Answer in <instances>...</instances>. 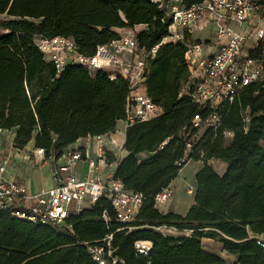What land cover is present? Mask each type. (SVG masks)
I'll return each mask as SVG.
<instances>
[{
  "label": "trees",
  "instance_id": "obj_1",
  "mask_svg": "<svg viewBox=\"0 0 264 264\" xmlns=\"http://www.w3.org/2000/svg\"><path fill=\"white\" fill-rule=\"evenodd\" d=\"M203 0H182L186 5ZM0 129H14L13 147L33 140L45 155H60L79 138L113 132L125 119L131 89L125 78L102 70L92 74L79 64L60 72L37 47L35 39H72L78 54L92 56L97 46L116 39L115 29H132L139 50L149 52L144 90L161 109L159 115L127 124L117 159L104 151L106 163L116 162L113 178L145 199L134 219L116 220L110 201L101 196L71 214L55 228L18 219L0 211V264H97L87 245L107 250L110 237L116 264H264V83L242 86L231 103H222L219 129L203 132L193 144L190 158L202 161L195 174L193 202L184 215L162 212L154 196L177 176L184 155L187 128L194 114L206 115L189 97L180 94L190 76L185 58L187 44L197 42L186 33L172 42L170 21L150 0H0ZM246 111L249 122L243 121ZM231 130L224 143L222 130ZM35 134V135H34ZM147 153L139 159L138 154ZM226 163L222 174L209 160ZM173 227L188 235L169 237L157 230ZM221 243L235 260L228 263L204 250L201 238ZM148 241L146 255L135 242ZM264 242V241H262Z\"/></svg>",
  "mask_w": 264,
  "mask_h": 264
},
{
  "label": "built area",
  "instance_id": "obj_2",
  "mask_svg": "<svg viewBox=\"0 0 264 264\" xmlns=\"http://www.w3.org/2000/svg\"><path fill=\"white\" fill-rule=\"evenodd\" d=\"M150 1L157 3L163 9L164 17L170 21L167 32L172 42L182 41L186 33L192 36V32L208 25H212L214 31L212 44L200 41H188L187 44L185 58L190 76L180 94L189 97L198 108L207 109L208 113L194 114L188 127L181 130L185 151L177 164L182 166L192 160L190 152L200 135L207 130L214 133L219 129L223 115L218 112V107L222 103H231L242 86L255 81L264 83V0H203L191 5H186L182 0ZM120 31L116 39L97 46L92 56L78 54L72 39L65 37L40 38L36 45L43 54L47 53L48 56H44L54 63L57 72L70 64L82 65L90 74L107 66L112 68L106 71L110 78L116 75L125 78L131 89L123 120L127 126L135 121L153 118L161 112L145 90L135 91L137 86H144L147 61L154 55L157 46L149 52L139 50L133 29H127L124 34ZM56 41L63 54L50 51ZM206 45L207 51L204 48ZM127 51H137L142 53V57L137 61H126L123 54ZM242 115L247 124L249 117L246 111ZM221 133L225 140L233 135L228 129ZM107 136L87 137V142L93 141L95 144V158L86 152L87 147L81 146L67 148L60 155L47 156L43 148H34L33 153L39 156L41 163L53 162V185L34 194L25 193L16 180L5 177V167L0 161V211L32 223L60 228L69 215L77 214L103 196L110 201L117 221H132L145 197L141 192L125 189L119 180L113 178V171L101 173L97 160L105 161ZM115 157L119 159V153ZM80 161L87 163L83 176L75 171ZM193 189L188 186L187 192L191 193ZM168 196V187L161 189L153 198L155 206L158 208L165 204ZM109 241V236L103 239L107 245L106 251L101 246H86L87 253L97 264L117 263L118 258L112 255ZM258 244L264 247V242L258 241ZM134 245L136 251L143 255L151 247L148 241H137Z\"/></svg>",
  "mask_w": 264,
  "mask_h": 264
},
{
  "label": "crops",
  "instance_id": "obj_3",
  "mask_svg": "<svg viewBox=\"0 0 264 264\" xmlns=\"http://www.w3.org/2000/svg\"><path fill=\"white\" fill-rule=\"evenodd\" d=\"M136 32L142 31L145 29V25H137L132 28ZM120 31V28H118V31ZM111 68H107L104 71H110ZM144 90V86H142L141 91ZM125 124L123 120H119L116 123L115 129L113 132H110L108 134V138L106 141L105 149L106 151L112 152L114 155L119 153L120 158L126 155V151L122 148L123 142H124V134H125ZM6 136V141L9 142L10 148H7L6 145L4 146L1 142V136ZM88 137V136H87ZM79 138L74 143L70 144L68 146V149L76 148V147H87L86 152L89 154L90 157L95 158V144L93 141L87 142L88 138ZM13 141V135H9L8 130H1L0 131V149H1V157L0 161L4 164L5 171L4 176L7 178H13L16 180L18 185L22 188V190L27 194H34L40 190L50 188L53 185V180L51 177V167L53 162L46 161L44 163L40 162L39 156H36L33 153V157L37 159V163L34 165H30L29 161L31 160L30 153L33 152V140L26 144L22 149H18L12 146ZM12 152L19 158V163L17 166L12 167L10 170L8 168L10 164V156L9 153ZM149 154L147 153H140L138 154V158L142 159L147 157ZM212 162H215L217 165L220 166V171L214 170L222 174L225 170L226 163L218 160V159H211L209 160V164L212 165ZM97 164L101 170L102 174H105L107 171L111 170L113 171L116 165V162L112 163H106L102 159L97 160ZM203 166L202 161H194L190 160L189 162L182 165V167L179 169L177 176L168 184V190H169V196L168 200L165 203V209L168 208L169 211L184 215L189 206L192 204L193 199V192H191L189 195L191 196L192 202L190 205H187L184 208V199L177 198L175 201V195L176 192L179 190L180 187H183L184 183L188 186H191L192 188H195V174L199 171V169ZM46 168V178L41 173V168ZM76 174L79 176H83L87 171V163L86 161H80L78 162V165L76 167ZM187 189V188H186ZM187 193V190H186ZM255 237L259 238L260 240L264 241V235H256ZM224 251V250H223ZM226 252V251H224ZM212 253V252H211ZM227 253V252H226ZM231 257V262L235 260V257L229 253H227ZM223 258L222 256H220ZM224 259V258H223Z\"/></svg>",
  "mask_w": 264,
  "mask_h": 264
},
{
  "label": "rangeland",
  "instance_id": "obj_4",
  "mask_svg": "<svg viewBox=\"0 0 264 264\" xmlns=\"http://www.w3.org/2000/svg\"><path fill=\"white\" fill-rule=\"evenodd\" d=\"M3 19H7V17L4 14H0V20H3ZM127 29H129V28H125V29L121 30L120 33L124 34L125 31H127ZM115 30H116V32L118 31V29H115ZM133 31L136 32L135 30H133ZM2 32L3 31L0 29V33H2ZM191 37L193 39L199 40L200 42H205V43L207 42L206 43L207 45L208 44H212L213 43L212 41H214V31H213L212 25H208V26H206L205 28H203L201 30H198V29L195 30L194 32H192V36ZM39 40H40V38H36L35 42L37 43ZM207 45H206V47L204 46L205 51H207L206 50ZM59 47H60V45H58V43L56 41V42L53 43V47L52 46L50 47V51L54 52V53H57V54H63V50L61 48H59ZM44 55L46 56L47 53H45ZM141 57H142V53L140 54L137 51H135L134 53H133V51H131V52L127 51L126 53L123 54V59L126 60V61H129V62H133L135 60L137 61ZM126 61H125V63H126V68H127V62ZM107 68H111V67L105 66V67H103L102 70H105ZM190 68L193 69L194 66L191 65ZM141 89H142V86H137L135 91L138 92V91H141ZM8 132H9V135H11V133L13 135L14 134V129L8 130ZM1 142H2V144L4 146L6 145L7 148H10L9 142L6 141V136H4V135L1 136ZM30 142H28V143H30ZM224 143H228V140H225ZM12 146H13V141H12ZM9 156H10V164H9L8 168L10 170L12 167L17 166L20 160H19L18 156L15 155L12 152L9 153ZM33 156H34L33 152L31 151V153H30L31 160L29 161L30 165H34V164L37 163V159L35 157H33ZM212 166L218 171H220V169H221L220 166L217 165L215 162H212ZM41 173L46 178V175H47L46 168L42 167L41 168ZM183 185L184 186L180 187L179 190L176 192V195H175L174 199H175V201H176L177 198L184 199V208H185L187 205H190L192 200H191V196L189 195L190 193L189 192L186 193V190L188 189L187 184L184 183ZM158 208L162 212L168 211V208L165 209V204H163L162 206H159ZM157 230L159 232H161L164 236H169V237L184 236V235H188L190 233V232H187V231H178V230H176L173 227H169V228L160 227V228H157ZM200 243H201V246H202V248L204 250H206L208 252H212V253H214V254H216L218 256H222L224 258V260H226L228 263L231 262V257L226 252L223 251L222 245L218 241L210 239V238H204L203 237V238H201Z\"/></svg>",
  "mask_w": 264,
  "mask_h": 264
}]
</instances>
